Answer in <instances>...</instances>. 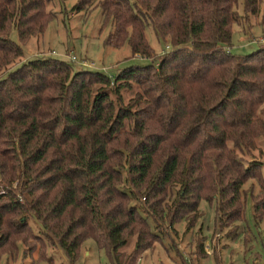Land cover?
Here are the masks:
<instances>
[{
  "label": "trees",
  "instance_id": "16d2710c",
  "mask_svg": "<svg viewBox=\"0 0 264 264\" xmlns=\"http://www.w3.org/2000/svg\"><path fill=\"white\" fill-rule=\"evenodd\" d=\"M92 3L100 28L111 26L104 46L155 58L150 27L169 48L113 77L49 55L17 62L52 14L46 0H0V257L20 244L23 256L45 259L51 245L73 264L92 240L108 264H136L160 238L149 224L187 228L200 200L215 201L217 230L241 221L248 181L260 221L264 174L242 156L264 141V45L229 46L233 24L259 15L264 25V0H78L73 9Z\"/></svg>",
  "mask_w": 264,
  "mask_h": 264
},
{
  "label": "rangeland",
  "instance_id": "374dc122",
  "mask_svg": "<svg viewBox=\"0 0 264 264\" xmlns=\"http://www.w3.org/2000/svg\"><path fill=\"white\" fill-rule=\"evenodd\" d=\"M78 0H46V10L52 14L44 31L31 37L22 45L23 56L17 60H27L36 56H53L70 61L67 56H74V69H88L113 77L119 70L130 65H155L158 56L168 50L167 45L157 41L150 27L145 28V36L153 50L155 58L132 56L127 44L119 48L103 45V40L111 31L110 24L101 26V12L92 3L87 8L75 11L73 6ZM242 14V5L237 6ZM260 16H251L249 20L232 25V36L229 50L233 54H247L259 45L256 38L264 36V25L259 24ZM9 37L17 42L14 31ZM264 45V44H263ZM167 46V48L165 47ZM80 65V66H79ZM81 65L83 67H81ZM129 98L123 93V100ZM254 160L261 164L264 174V141L257 142L251 156H242L244 163ZM244 212L241 221L217 230L215 223V201L200 200L196 221L186 228V221L174 223L171 228L164 225L160 230L149 224L150 230L160 238L153 248L143 252L136 264H251L252 258H259L264 264V216L256 222L252 217V201L249 194L255 195L257 185L246 182L243 187ZM28 224L35 234H39V225L31 218ZM166 227V228H165ZM230 229V231H229ZM134 237H130L120 250L128 253L134 247ZM200 245L203 254L198 253ZM23 246L18 245L14 258L7 255L0 257V264H68L62 251L47 245L45 259H38L37 252L30 256L22 255ZM217 253L215 256L212 254ZM218 258L216 261L215 258ZM73 264H108L104 252L97 250L92 240H86Z\"/></svg>",
  "mask_w": 264,
  "mask_h": 264
},
{
  "label": "built area",
  "instance_id": "2783aa9c",
  "mask_svg": "<svg viewBox=\"0 0 264 264\" xmlns=\"http://www.w3.org/2000/svg\"><path fill=\"white\" fill-rule=\"evenodd\" d=\"M257 43L260 45H263L264 44V36L257 38ZM165 47L167 48V46H165ZM67 57L70 61H73V62L75 61L74 56H67Z\"/></svg>",
  "mask_w": 264,
  "mask_h": 264
},
{
  "label": "crops",
  "instance_id": "0c3cea01",
  "mask_svg": "<svg viewBox=\"0 0 264 264\" xmlns=\"http://www.w3.org/2000/svg\"><path fill=\"white\" fill-rule=\"evenodd\" d=\"M257 263H259V258H257V256H256V257L252 258L251 264H257ZM239 264H242V263H239Z\"/></svg>",
  "mask_w": 264,
  "mask_h": 264
}]
</instances>
